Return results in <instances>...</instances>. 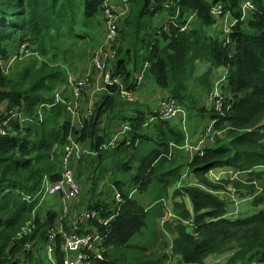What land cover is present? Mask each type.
I'll list each match as a JSON object with an SVG mask.
<instances>
[{
  "label": "trees",
  "instance_id": "1",
  "mask_svg": "<svg viewBox=\"0 0 264 264\" xmlns=\"http://www.w3.org/2000/svg\"><path fill=\"white\" fill-rule=\"evenodd\" d=\"M244 1L127 0L123 4L127 14L114 42L118 51L114 75L127 89L137 91V75L149 72L159 88L183 108L186 122L193 117L209 119L199 131L211 123L222 132L207 142L203 155L194 154L191 160L178 158L170 145L185 143L184 130L170 121H156L152 133L145 130L152 109L126 113L128 103L119 85L108 86L94 108L87 109L83 122H76L65 105L56 102L57 90L67 97L63 86L68 84L69 66L82 55L80 48L87 53L88 47L103 41L106 0H0V108L5 103L0 116L12 108L23 115L11 120V132L0 134V264H53L45 251L61 214L54 206H41L39 192L45 176L52 182L62 177L64 149L70 138L93 153L80 161L90 163L86 168L94 174L85 203L90 199L88 208L102 217L114 215L109 226L98 224L100 233L107 236L103 259L93 264H151L158 259L155 252H147L153 249L159 220L165 214L164 193L181 178L182 167L209 186L213 185L204 175L220 167L248 174V181L261 185L264 169L256 168L264 166V0H251L255 11L240 20ZM218 4L223 6L221 17L211 11ZM165 10L170 20L157 25L156 17ZM225 14L239 19L230 32L218 26ZM25 43L31 55L16 59L5 70L3 62L17 55ZM202 59L217 69L195 76L196 62ZM220 68L225 71L215 75ZM191 81L198 82V94ZM198 85L206 87L207 93H201ZM216 87L224 97L222 111L211 100ZM118 118L129 122L132 129L125 141L105 149ZM154 137L156 147L142 150L140 144ZM113 150L122 159L113 162ZM106 163L108 168L103 167ZM112 171L125 176V180L117 177L111 182L121 201L99 190L103 177ZM252 186L247 188L253 191ZM134 187L153 195L148 208L129 197ZM177 192L188 195L193 206L190 211L185 200L175 202L176 215L183 223L176 222L174 227L164 223L166 230L176 232L171 248L180 264L204 263L218 234L244 240L240 248L245 250L235 254L232 263L264 264V193L254 202L260 206L257 214L230 218L227 205L212 192L191 185ZM192 218L195 227L189 229L184 222ZM220 222L226 231L214 229ZM61 245L58 234L53 253L57 264H63Z\"/></svg>",
  "mask_w": 264,
  "mask_h": 264
},
{
  "label": "rangeland",
  "instance_id": "2",
  "mask_svg": "<svg viewBox=\"0 0 264 264\" xmlns=\"http://www.w3.org/2000/svg\"><path fill=\"white\" fill-rule=\"evenodd\" d=\"M121 9V7H120ZM104 17V14H103ZM168 15V12L165 10L163 12H161L160 14H158V16L156 17V21L155 23L157 25L159 24H165L168 22V20H170V17ZM231 20L233 19L232 16H230ZM123 17L120 16L118 19V24L120 25L121 21H122ZM221 25H218L221 29V31H223V26H224V20L221 19ZM192 26H196V24H192ZM106 27H105V23L104 26L102 28V32H101V39L103 40L99 45L95 46V47H88L87 48V53H85V49L83 47L80 48V52L82 53L81 57H76V61L73 60V66H69V75H68V84L63 86L65 90V94L67 97L63 96L62 93V98L69 104V102H71V104L74 105L76 99L78 98V105H77V115H76V122H83V118L85 115V112L88 108H91V110L94 108L95 104L97 103V101L99 100V96L104 93V91L99 92L96 94L97 88L101 87L102 85V80L100 79L101 74H98V71H101L99 68L96 67L94 61L97 57H100L110 69L115 70V55H113V52L111 50H115V48L111 45H106ZM226 37V36H225ZM30 52L31 49L28 48ZM105 57H104V55ZM29 57V56H27ZM27 57H24L23 59H26ZM75 59V58H74ZM11 60V59H10ZM10 60L8 62H3L5 64L4 68L5 70H8L12 64H9ZM211 71L212 70H216L217 68H215V66L211 63ZM89 76V87L87 90L88 91L85 95L83 91L81 96L77 97L75 94V90H74V85L82 80L83 78H85L86 76ZM197 74H195L196 76ZM197 83H194L191 81L190 85L192 90H194L195 94H198L196 87H197ZM141 85V86H140ZM138 90H137V94L139 95V100L136 102H127L128 105L126 106V113H133L136 112V110H143L144 112L146 111L147 113L149 112L148 110L153 109L155 106V102L148 100L144 105H142L143 103V98L144 95L149 94V95H153L155 94V90L159 88V86L156 83L155 78L152 76V74H150L149 72L146 74V77L144 78L142 84L140 83L138 85ZM205 94V93H204ZM205 99L208 100V95L204 96ZM211 100H212V96H211ZM124 101V100H123ZM214 101V100H212ZM126 102V101H125ZM67 109V112L71 113V111H73V108H67V105L65 106ZM5 108V103L1 104V108H0V112ZM9 111V110H8ZM8 111L6 110L5 115L4 116H0V120L1 121H5L8 120L10 121V119H17L19 116H23L22 112L19 109H12L11 112L9 113V117H7V113ZM81 113V118L79 120V116ZM150 114H148L149 116ZM184 116L182 117L183 120H181L182 124L177 123L176 119L178 117H176L173 121H170L172 123H174V125L176 127H180L183 126V129L186 130L187 132H185V134L188 133V131L192 130H196L199 129L200 126L204 124L205 121H208L207 119H202L201 117L198 118H190L187 120L186 122V118H188V115H181ZM180 117V116H179ZM121 121V120H120ZM210 121V120H209ZM147 122H149V118H147ZM154 123L155 122H151L148 127H145V130H150L154 127ZM115 122H113L112 125V134H111V139L113 137L116 136L117 132H118V128L115 127ZM211 124V123H210ZM209 124V125H210ZM208 124L204 126V128H201V134L203 133V131L205 130V128L207 126H209ZM201 126V127H202ZM6 131L7 132H11V127L10 125H8L6 127ZM222 132L219 130H216L215 128H213V125L211 124V141L214 140L215 135L221 134ZM200 134V135H201ZM199 139V138H198ZM198 140H196L195 143L193 142H188V138L186 137V141L183 145L179 146L175 143H171L170 145L173 147L174 149V154L175 153H179V152H185L188 153L190 155V159H193V156L195 153L191 152L188 148L185 147L186 144L188 145H196ZM263 141V140H262ZM264 142V141H263ZM156 143H157V137L151 138L147 141L142 142L140 145L142 146V150L147 149V146H150V150L156 147ZM139 144V143H138ZM82 145V144H81ZM114 146H110V149L113 148ZM161 147V146H158ZM76 148L78 150H85V148L81 146H76ZM87 150V149H86ZM185 150V151H184ZM114 153L112 154V156L114 157V160H119L122 159V155L120 153L115 152V150H113ZM135 153H138V151H135ZM185 153L183 155H185ZM64 154L65 156L68 154L66 148L64 149ZM147 154V153H146ZM145 154V155H146ZM90 154H86L83 153L81 155V158H79L78 153L75 152L74 150H72V153L69 156V162L70 165L72 167V169L75 172L76 178L79 180V182L81 183L82 186V192L81 194L78 196V198L76 199H72L68 196V192L64 193H60L54 196H41L40 199L38 200L39 203L41 204V206L44 207H50V206H54V208L60 213H63V207L64 205H67L69 207H72V212L67 216L66 220L64 221V226L67 228L71 227V224L74 222L75 219V210H78L80 208L83 207H88V203L90 201V199L85 203V197H86V193L88 192L87 190H89L90 186H92V178H93V173H90L88 165L90 164H81L80 161L82 160H86L87 156H89ZM177 156H179V158L181 159H188L189 157L186 155L184 157H181V154H177ZM110 165L109 163H106L105 165H103V167L108 168ZM264 169V166H259L258 168H256V170H261ZM189 168L187 167H182L181 168V178L175 182L172 186H170L168 188L169 191H171L172 189H174V195L173 192L171 193L172 196H174V199H176L178 202L185 200V198H189L188 195H182V194H177L179 190H181L183 187H186L188 185L191 186H199L203 189H205L206 191L212 192L214 194H216L222 201H224V203L227 205V213L226 216L230 217V218H235V217H240L242 215H246V216H251L254 214H257L260 206L256 205L254 202L256 200V197L259 195H261L262 193H264V172H262V176H261V180L262 183L261 185H259L258 183L254 182H250L248 181V178L246 177L247 175L242 176L241 174H239L238 171H236L235 169L232 168H226V167H220V168H211V170H209L204 176L206 177V179H208L213 186H209L207 185L205 182H202L201 179L196 175V183H191V177L192 176H188V172H189ZM64 172V165H63V171H62V175ZM81 173H83L81 175ZM97 174H100V170H98ZM104 176V175H103ZM117 177L122 178L123 180H125V176L120 173V172H114L112 171L111 173L105 175L99 185V190H102V194L108 195L111 198H114L115 196V191L114 189L112 190L111 187V182H114ZM61 179V178H60ZM59 179V180H60ZM58 181V180H56ZM54 181V182H56ZM165 181V180H164ZM51 182V181H49ZM163 184V182H161ZM256 184L255 186H252ZM217 186V187H214ZM249 186H252L254 188L253 191H251V188H247ZM149 192V191H148ZM167 193V192H165ZM164 193V194H165ZM145 197V196H143ZM80 202V203H79ZM147 203V200L144 201V204ZM165 203V200H164ZM187 204L189 206V208H191V204L190 202L187 200ZM175 208H176V204H173V219L176 220L177 224L179 223H183V221L176 215L177 213L175 212ZM91 223V222H90ZM184 224L188 225L189 229H192L195 227L194 225V220L193 218L189 221L184 222ZM164 227V226H163ZM161 225L159 222V227L157 228V240L154 244V246H152V250L147 252V255H151L154 252L157 254L158 259L155 260V262H152L151 264H170L171 259L174 258V254L172 252V248L169 250V254L166 255V251L164 250L166 243H165V239H166V234L164 231H161ZM214 229H221L226 231V225L224 222H220L218 225H216L214 227ZM248 230V229H246ZM197 233H195L196 236ZM216 235V234H215ZM237 235V234H236ZM235 235H232L230 238H222L219 236V234L216 236V240H212L211 241V248L214 247L213 252H211L205 259V262L202 264H231V260L233 258V256L237 253H240L242 251H244L245 249H241L240 246L242 245V243L244 242V240L240 239L235 241L233 239ZM236 246V247H235ZM46 253V251H45ZM165 255V258L163 257ZM178 264V263H176ZM183 264H188V263H184ZM232 264H243V262H236V263H232ZM252 264H256L255 262H252Z\"/></svg>",
  "mask_w": 264,
  "mask_h": 264
},
{
  "label": "built area",
  "instance_id": "3",
  "mask_svg": "<svg viewBox=\"0 0 264 264\" xmlns=\"http://www.w3.org/2000/svg\"><path fill=\"white\" fill-rule=\"evenodd\" d=\"M127 0H106L104 6V23L106 27V45H111L114 47V42L116 41L118 34H119V24L118 19L120 16L124 17L127 13V9L123 8V4H126ZM121 7V9H120ZM222 4H218L212 8V13L215 17H221L223 15L222 11ZM256 7L251 0H245L242 3V16L239 18L240 20H244L248 17L250 12L255 11ZM192 17L189 18V22L191 21ZM238 18H233L230 20V14H225L224 18V28L226 32H230L233 25H235ZM188 26L185 25L183 29H187ZM28 44H23L19 50V53L15 55L9 62L12 64L16 59H23L31 55L29 51ZM115 50H111L113 55L117 57V48L114 47ZM104 55V53H103ZM105 57V55H104ZM115 57V59H116ZM115 62V60H114ZM97 68L101 71H98V74H101L100 79L102 80L101 87L97 88V93L106 91L108 86L119 85L120 86V94L124 101L126 102H136L139 100V95L135 90L127 89L119 76L114 75V70L110 69L107 64L100 58L97 57L94 61ZM143 74L138 76V84H140V80L142 79ZM89 87V76L87 75L82 80L78 81L74 85L75 94L77 97L81 96L82 92L87 90ZM62 91H56V102H61L67 108H73L71 111V115L76 120V115L78 113L77 105H78V98L76 99L74 105L69 102V104L62 98ZM88 91H85L83 95H85ZM212 100L215 102L216 109L218 111H222L223 109V100L224 97L221 95V90L216 87L214 90V94ZM16 109V108H12ZM10 109L7 113V117H9V113L11 112ZM89 112L91 108H89ZM152 116L149 118V122H146L144 127L148 126L151 122L156 121H173L176 117L185 114V111L181 106H179L177 100L172 97L163 98L159 101L158 105L153 108ZM89 112H85V115ZM150 116V115H149ZM81 118V113L79 116V120ZM11 120H0V134H7L6 127L10 125ZM132 126L129 122H123L118 127V132L116 136L113 138L112 142L104 148H109L110 146L118 145V141L124 139L125 134L128 131H131ZM211 141V124L205 128L203 133L199 136V139L196 145H188L186 144L185 147L188 148L191 152L199 155L204 154V148L208 141ZM130 143V142H129ZM76 146L82 145L75 141L73 138H70V144H68L65 148L67 150V155L63 157V165H64V172L60 180L56 182H49L50 179L48 176H45L43 181V186L39 195L41 196H48V195H57L60 193L68 192V196L72 199L78 198V196L82 192V186L79 180L76 178L75 172L70 165L69 156L72 153V150L78 153L79 158L83 153L86 154H93L92 152L87 151L86 149L78 150ZM115 191V198L117 201H121V194L116 190L113 186ZM80 203V202H79ZM72 212V207L64 205L63 213L59 217V223L55 227V229L50 234V238L48 240V245L46 247V253L52 260L53 264H57L56 258L53 256L54 253V243L58 238V234L61 235L62 238V251L64 253L63 264H93L94 260L103 259V252L105 247L103 242L107 235H103L100 233L99 225L109 226L111 224V220L114 218V215L105 218L102 217L100 212L94 209H90L88 207H83L78 210H75V219L74 222L71 224L70 228L64 226V221L66 220L67 216ZM96 220V223H90L91 221ZM90 223V224H89ZM99 224V225H98ZM86 225V226H85ZM198 236V234H196ZM89 252H93L94 255L90 254Z\"/></svg>",
  "mask_w": 264,
  "mask_h": 264
},
{
  "label": "crops",
  "instance_id": "4",
  "mask_svg": "<svg viewBox=\"0 0 264 264\" xmlns=\"http://www.w3.org/2000/svg\"><path fill=\"white\" fill-rule=\"evenodd\" d=\"M211 66L212 65H211V62L209 60H205V59L198 60L196 62L195 72H196V74L198 76L207 75V74L211 73ZM224 71H225V69L220 68L219 70H217L215 72V75L222 74ZM146 74L147 73L143 74V77L140 80V83L141 84H142L144 78L146 77ZM137 76H139V75H137ZM199 86L200 85H198V87ZM200 89H201V93H203V94L204 93L205 94L207 93V91H206L207 88L206 87H203L201 85L200 86ZM165 96H169V93H166V91L164 92L161 88H158V89L155 90V94H153V95L146 94V95H144V97H142L143 98L142 105H144V107H145V104L144 103H146L148 100H151V101H153V102L156 103L155 106H154V108H155L158 105L159 101H161ZM209 101H210V98H209ZM180 117H181V115H180ZM114 122L116 123L115 124V127L118 128L124 121L123 120L120 121V118H118ZM180 124H182V122H180ZM181 128H182V130H184L183 129V126H181ZM152 129H150V133H152ZM184 131L187 132V129L184 130ZM198 131H199V129L193 130V128H192V130L188 131V133L186 134V137L188 138V142L195 143L196 140H198V138H199L202 130H200L199 132ZM123 141H125V140H123ZM145 141H147V140H145ZM109 148H105V149H109ZM179 153L180 154H184L185 152H179ZM186 155L190 158V155L188 153H185L184 156H186ZM177 157L179 158V156H177ZM188 173H189L188 176L189 175L192 176L190 182L191 183H196L197 182V180H196V174H194V173H192L190 171ZM166 174H168V171L164 175H166ZM164 175H163V177H164ZM111 187H112V190H113V186L112 185H111ZM172 192H173V195H174V189H172L171 191L168 190V192L165 193V195H164V197H165V207H166L165 208V214H164L163 218L159 220L160 225L162 227L161 228V231H164L165 234H166L165 243H166L167 246H165L164 250L166 251V254L167 255L169 254V250L172 247L173 239L176 237L175 236L176 235V232L175 231L174 232H171V231L166 230L163 227L165 222H169L170 225H171V227H174V225L176 224V220L173 219V204L175 202H178V201L176 199H174V196H172V194H171ZM143 196H145V197H143ZM129 197H134L140 203V205L142 207H145V208H148L151 205L152 200H153V195H151L148 192V190L141 191L139 189H136V187H134V188L131 189V194H130ZM145 200H147V203L146 204H144V201ZM187 200L190 202L191 208H189L188 204H187V207L190 209V211H192L193 210L192 203H191L190 199L186 197L185 198V202L186 203H187ZM179 260L180 259L178 257L174 256V258L171 259L170 264H176V263L180 264L179 263Z\"/></svg>",
  "mask_w": 264,
  "mask_h": 264
},
{
  "label": "clouds",
  "instance_id": "5",
  "mask_svg": "<svg viewBox=\"0 0 264 264\" xmlns=\"http://www.w3.org/2000/svg\"><path fill=\"white\" fill-rule=\"evenodd\" d=\"M211 10H212V9H211ZM230 20H231V18H230ZM183 115H185V114H183ZM128 132H129V131H128ZM126 135H127V134H125L124 139H121V140L118 141V144H120L121 141H123V140L126 139ZM113 138H114V137H113ZM113 138H112V140H113ZM112 140H111V142H112ZM111 142H110V143H111ZM129 142H130V141H127L128 144H129ZM110 143H109V144H110ZM105 146H106V145H105ZM90 155H91V154H90ZM89 224H90V223H89Z\"/></svg>",
  "mask_w": 264,
  "mask_h": 264
}]
</instances>
